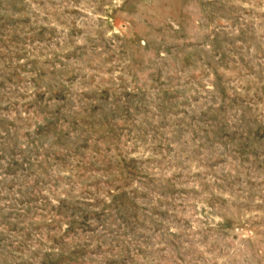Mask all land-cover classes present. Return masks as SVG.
<instances>
[{
    "label": "rangeland",
    "instance_id": "374dc122",
    "mask_svg": "<svg viewBox=\"0 0 264 264\" xmlns=\"http://www.w3.org/2000/svg\"><path fill=\"white\" fill-rule=\"evenodd\" d=\"M0 264H264V0H0Z\"/></svg>",
    "mask_w": 264,
    "mask_h": 264
}]
</instances>
